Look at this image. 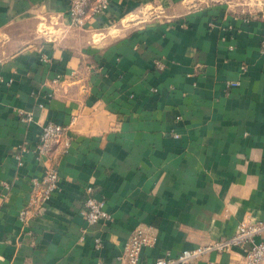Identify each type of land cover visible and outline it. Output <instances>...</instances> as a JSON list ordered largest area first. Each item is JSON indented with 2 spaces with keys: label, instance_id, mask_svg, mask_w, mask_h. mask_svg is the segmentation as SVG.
Here are the masks:
<instances>
[{
  "label": "crops",
  "instance_id": "obj_1",
  "mask_svg": "<svg viewBox=\"0 0 264 264\" xmlns=\"http://www.w3.org/2000/svg\"><path fill=\"white\" fill-rule=\"evenodd\" d=\"M64 9L0 0V264H126L118 256L137 226L157 235L141 252L149 263L264 219V5L110 0L86 29L67 28ZM47 121L66 128V151L19 158ZM53 163L58 191L20 220ZM86 187L109 220L85 221Z\"/></svg>",
  "mask_w": 264,
  "mask_h": 264
},
{
  "label": "built area",
  "instance_id": "obj_2",
  "mask_svg": "<svg viewBox=\"0 0 264 264\" xmlns=\"http://www.w3.org/2000/svg\"><path fill=\"white\" fill-rule=\"evenodd\" d=\"M65 9L62 11V21L70 29H86L89 20L95 15L104 13L110 6V0H64ZM264 52V41L261 43ZM159 65V63H158ZM244 65L240 68L244 69ZM238 82H230L228 86H236ZM21 120L31 121V112L19 111ZM65 127L55 121H47L33 144L24 141L20 147L18 157L25 152H32L36 158L50 157L55 144H61V151H66L69 141L64 136ZM59 174L56 164H51L40 180H33L29 203L19 212V219L25 221L28 216L42 215L54 194L58 191ZM86 209L83 212L88 224H95L109 220L110 214L104 208L103 199L96 198L90 187L85 188ZM256 237H260L258 242ZM157 241V235L150 227H135L124 243L123 250L118 258L126 264H189L210 251H225L231 248H240L244 251L242 264H264V219L242 220L235 231L227 237L216 239L190 249H183L171 256L166 253L149 263L141 262V252L144 248L152 247ZM95 245H100V239L95 238ZM212 264V263H210Z\"/></svg>",
  "mask_w": 264,
  "mask_h": 264
},
{
  "label": "rangeland",
  "instance_id": "obj_3",
  "mask_svg": "<svg viewBox=\"0 0 264 264\" xmlns=\"http://www.w3.org/2000/svg\"><path fill=\"white\" fill-rule=\"evenodd\" d=\"M226 5H229L230 10H248V9H256L258 7H262L264 5V0H216Z\"/></svg>",
  "mask_w": 264,
  "mask_h": 264
}]
</instances>
